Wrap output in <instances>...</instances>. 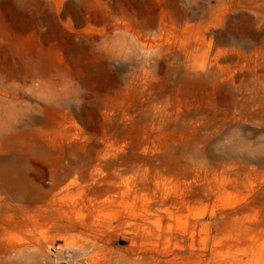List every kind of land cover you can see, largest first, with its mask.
I'll list each match as a JSON object with an SVG mask.
<instances>
[{"label": "rangeland", "instance_id": "rangeland-1", "mask_svg": "<svg viewBox=\"0 0 264 264\" xmlns=\"http://www.w3.org/2000/svg\"><path fill=\"white\" fill-rule=\"evenodd\" d=\"M0 264H264V0H0Z\"/></svg>", "mask_w": 264, "mask_h": 264}]
</instances>
